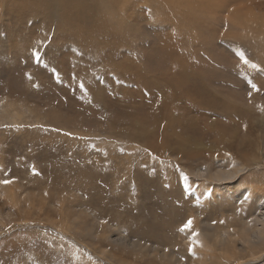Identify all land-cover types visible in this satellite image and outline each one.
Listing matches in <instances>:
<instances>
[{
	"label": "rangeland",
	"instance_id": "1",
	"mask_svg": "<svg viewBox=\"0 0 264 264\" xmlns=\"http://www.w3.org/2000/svg\"><path fill=\"white\" fill-rule=\"evenodd\" d=\"M69 2L102 22L88 38L126 39L82 57ZM131 61L188 74L182 144L145 121ZM259 228L264 0H0V264H264ZM208 237L225 259L192 255Z\"/></svg>",
	"mask_w": 264,
	"mask_h": 264
},
{
	"label": "bare ground",
	"instance_id": "2",
	"mask_svg": "<svg viewBox=\"0 0 264 264\" xmlns=\"http://www.w3.org/2000/svg\"><path fill=\"white\" fill-rule=\"evenodd\" d=\"M71 5H72L71 2L67 3V10L65 12V19H64V21L65 20L67 21V23L69 24V26H71V28H72V32L75 33V34H69V38L72 41L75 40V39L81 40L80 39V36L83 37V38H85V40L83 41V45H82V52H83L82 55H81L82 57L85 58V56L87 55V52L85 51L84 48H86L85 45L87 46L86 43H88L90 41L94 42L96 44V46L98 47L100 44L116 45V44L119 43L120 40L126 39V37H123V33L114 31L112 29H109V32H107V33H100V36H101L102 41H103L102 43H100L99 41H97L98 38H97V40L95 38H93L95 34H91L92 37H89L88 38V36H87L88 34H85L83 32V28L86 26V27L94 28V32L104 31V30H102L103 28L100 25V23H102V22H100L97 17H96V19H93V21L91 20L90 22H87L86 21V18L84 17V14L82 12H80V10H78L75 6H72L71 7ZM127 5H128V3H126V6ZM20 8H22V7L20 6ZM23 12H25V10ZM110 14H112V13H110ZM31 15H34V14H31ZM61 15L63 16V14H61ZM16 19H18V18H15V20ZM181 42H183L182 39L180 40V43L179 44H181ZM76 43L77 42H75V44ZM92 45L90 44L89 46H91L93 48ZM78 48H79V45H77V49ZM87 51H88V53H90V50L89 49ZM115 55H117V54L115 53ZM197 55L199 56V52H198ZM82 57L78 58V60H76V61L79 62V59H82ZM84 58L82 59V62H83ZM131 62H134L135 65L133 66L131 63H129V67H130V69L133 72H125L126 75H127V81L132 82L134 84V87H136V89H140V91L142 92L143 95H140L138 97L139 100H141L142 98L144 99V97L147 98V101H144V102H148V104H144V106H146L147 108L150 107V106H152V109H153L152 112H150L149 114L146 115L145 121L148 122L151 125L153 132H154V129H155L156 132L159 133V134H167L166 135L167 139L164 140L165 143L168 142V140L170 139L171 136H174L175 135V138H176L175 139V142L182 144V139H183L182 138V134L179 131V129H177L175 127V125H176V120L175 119L178 118V117H180V116H182V115H180L179 113L176 112V109H177L176 107L179 106V104H182V108H183V106L185 104H189L193 108H195V104H190L189 103L188 98H187L188 95L186 97L183 94V92L186 93L189 90L182 92V91H180L181 89L179 88L180 83H183L184 84L188 80V74H186L184 72H182V74L180 72H172V73L170 72V75H169L168 72H145L144 70H145V66L147 64L140 65V64H138L135 61H131ZM207 64L206 65L205 64H201L200 66L208 68L209 65L207 66ZM112 73H116V72H111V74ZM121 73L122 74H125L124 72H121ZM96 74L94 73L92 76L90 74L89 77L91 79L92 78L94 79V77L96 76ZM104 77H105V75H104ZM81 92L85 96L89 97V95L87 94V92L84 89H82ZM166 92H170V93L167 94ZM96 93H98V91H93V92L90 93V96L91 95L96 96ZM182 96H184L185 98H183ZM173 106H176V107L174 108ZM182 108L180 107V109H182ZM187 108H188V106H187ZM173 110L175 112L174 117H173ZM172 118H173L174 126L172 125ZM179 120H177V121L179 122ZM122 121H124V120L123 119H119L118 120V123H120ZM143 129L144 128L141 126L140 127V131H138L137 133H135L134 134V137H136L137 139H142L143 141H147V138L149 137L150 133L149 132H147V133L144 132ZM176 129L178 130V134H176ZM257 229H258V227H257ZM259 229H260L259 232H258V230L256 232L254 231V233H256L255 234L256 236L263 235L264 234V230L261 229V228H259ZM251 234L250 235H246L244 237V239H243V243H244L243 245L244 246H245V244L250 243L251 238L253 237ZM216 241L217 240H215V239H211L210 240L209 237H208L207 241L204 240V244H203V246H209L208 250H203L202 252H198L197 251V248L198 247H194L195 248L194 249L195 252H193L192 255L193 256L205 255V257L207 259H210V262H211L212 257H215L216 258V256H214V254H210L209 251H211L210 250L211 247H213V249L216 248V245H214V244L217 243ZM256 245H257L256 248L249 247L248 249H246V248H243V249L245 250V252L248 253L247 254L248 256H254L255 253L258 252V244H256ZM203 249H205V248H203ZM232 251H234V249ZM225 257H223V258H216V259H225ZM228 257L231 258L232 257V254L228 255ZM244 257H246V255ZM240 259H241V256H239L237 258V261L240 260ZM188 264H192V263H188ZM205 264H211V263H205Z\"/></svg>",
	"mask_w": 264,
	"mask_h": 264
},
{
	"label": "snow or ice",
	"instance_id": "3",
	"mask_svg": "<svg viewBox=\"0 0 264 264\" xmlns=\"http://www.w3.org/2000/svg\"><path fill=\"white\" fill-rule=\"evenodd\" d=\"M10 181H4V183H9ZM191 218L182 226L181 230L185 229V228H188L191 226Z\"/></svg>",
	"mask_w": 264,
	"mask_h": 264
}]
</instances>
